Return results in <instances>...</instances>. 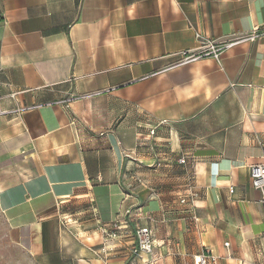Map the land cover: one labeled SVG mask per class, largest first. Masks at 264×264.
Listing matches in <instances>:
<instances>
[{
  "label": "crops",
  "instance_id": "crops-1",
  "mask_svg": "<svg viewBox=\"0 0 264 264\" xmlns=\"http://www.w3.org/2000/svg\"><path fill=\"white\" fill-rule=\"evenodd\" d=\"M0 17L13 246L39 264H198L204 251L264 264L249 176L264 161V36L173 67L196 34L263 27L264 0H0ZM190 191L195 204H180ZM137 228L151 254H133Z\"/></svg>",
  "mask_w": 264,
  "mask_h": 264
},
{
  "label": "built area",
  "instance_id": "built-area-1",
  "mask_svg": "<svg viewBox=\"0 0 264 264\" xmlns=\"http://www.w3.org/2000/svg\"><path fill=\"white\" fill-rule=\"evenodd\" d=\"M2 19L0 17V24ZM264 36V26L263 27H254L247 35L242 38L232 39L228 42L215 43L207 38H203L200 34H196L195 37L200 44L199 50L196 52H182L179 54V60L173 67L183 66L195 62L199 59L211 57L215 61H219L221 54L227 50L228 48L241 43V42H252ZM25 108H17L13 110L12 114H20L25 111ZM0 115L2 113L0 112ZM154 133L151 132V135ZM180 165H185L186 160L184 158H180L178 160ZM249 176L251 187L260 193L261 199L260 203L264 205V161L252 164L249 167ZM232 192V190H230ZM198 193L190 191L188 194L184 195L180 200V204L182 205H190L191 207L198 200ZM117 221V220H116ZM116 227V222L112 225ZM153 234L152 231L148 228H137L135 230V240L136 245L133 249V254L139 256L141 254H151L153 250ZM198 264H218V257L214 256L212 253L208 251H204L203 253L198 255Z\"/></svg>",
  "mask_w": 264,
  "mask_h": 264
},
{
  "label": "rangeland",
  "instance_id": "rangeland-1",
  "mask_svg": "<svg viewBox=\"0 0 264 264\" xmlns=\"http://www.w3.org/2000/svg\"><path fill=\"white\" fill-rule=\"evenodd\" d=\"M0 264H39L30 254L13 246L8 239L5 220L0 213Z\"/></svg>",
  "mask_w": 264,
  "mask_h": 264
}]
</instances>
